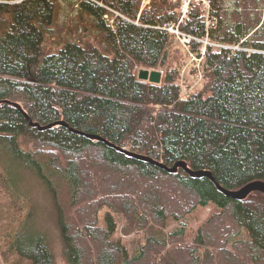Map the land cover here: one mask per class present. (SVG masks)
I'll use <instances>...</instances> for the list:
<instances>
[{
    "label": "trees",
    "instance_id": "16d2710c",
    "mask_svg": "<svg viewBox=\"0 0 264 264\" xmlns=\"http://www.w3.org/2000/svg\"><path fill=\"white\" fill-rule=\"evenodd\" d=\"M140 2L0 0L4 264H58L52 232L67 264H264V193L235 200L205 176L69 129L169 167L185 161L227 190L264 181V0H210L209 26L193 5L181 30L226 47H207L187 95L186 53L162 28L178 22L179 4L155 0L138 17ZM143 68L160 82L140 79ZM7 100L33 123L69 128L41 131ZM17 170L40 180L52 217L20 192Z\"/></svg>",
    "mask_w": 264,
    "mask_h": 264
},
{
    "label": "rangeland",
    "instance_id": "374dc122",
    "mask_svg": "<svg viewBox=\"0 0 264 264\" xmlns=\"http://www.w3.org/2000/svg\"><path fill=\"white\" fill-rule=\"evenodd\" d=\"M232 3H233V0H226V6L231 7ZM60 6L62 7V10L58 14V20L59 21L63 20V18L65 17V12L68 10L67 3H60ZM148 6L149 5H147V8H148ZM179 8H180V5L178 6V9ZM145 9L146 8H143V11ZM142 12H141V14H142ZM178 14H180V13H178ZM107 15H108V18H106V19L108 20L109 23H114V20H116L117 17H120V15H118L115 12H112L111 10ZM205 19H206V16H205ZM186 20H187V18L185 19V21ZM185 21L183 23H185ZM176 42L179 43L178 47H182L186 53V61H185L183 69L181 70V81H180V83H181V89H182L181 93L183 95H187L192 88L197 87V85L202 81V78H203V72H201L202 71V65L201 66L197 65V63L195 61L200 62V60L193 59L192 56L190 55L189 49L185 45H183L180 41H176ZM213 42H218V41H213ZM200 43H202V42H200ZM203 46L204 45H202L201 48H198L197 55L200 54ZM190 50H192V48H190ZM193 66H194V70L196 71V73L193 72V74H191L190 70H193ZM143 69H145V68H143ZM15 177L17 179V184L19 185L20 192L25 193V194L34 195L36 197L35 200L37 201V203L41 207V209H43L45 213H48L49 216L52 217L53 213L51 212L50 206L47 202V195L44 192L43 187L41 186L40 180L29 179V174L27 173V171L22 172L20 170L15 171ZM5 201L6 200L3 201L0 198V230L3 227V225H6V230H9L11 228V225H12V224H10L12 221V217H10L8 214H6L4 206L2 207V205H5ZM41 224L43 225L45 230H48V232H49V229H51V231H52L53 226L55 225L54 219L50 220V221H46L44 218H42ZM51 238H52V247H55L54 251H55L56 256H57V263L58 264H67L61 255V251H60L61 250V244H60V241L58 240V237H57L55 232L51 233ZM126 241L130 242V239L127 238ZM0 248H4V244L2 245L1 242H0ZM2 260L3 259H2V256L0 254V264H4L2 262Z\"/></svg>",
    "mask_w": 264,
    "mask_h": 264
},
{
    "label": "water",
    "instance_id": "95a60500",
    "mask_svg": "<svg viewBox=\"0 0 264 264\" xmlns=\"http://www.w3.org/2000/svg\"><path fill=\"white\" fill-rule=\"evenodd\" d=\"M138 77L140 79L150 80L151 82H154V83H159L161 80V73L157 70L156 71L155 70L149 71L147 69H142L139 71ZM5 102H8V101H5ZM12 104H14V106L17 107L25 115V117L27 118V120L31 126L38 127V129L41 131L49 129V128H51L53 126H57V125H63L65 127H68V124L63 120L55 121L54 123H51L48 125H40L39 123H33L31 118L28 116L27 112L22 108L21 105H19L17 103H12ZM69 129L74 133L85 135L88 138L100 140V141L106 143L108 146L115 147L118 150H122L126 154H128V155H130V156H132L138 160H143V161L158 165L159 167H161L162 169H164L165 171H167L169 173H175L179 170V168H181L186 173H188L190 176H193V177L205 176V177L209 178L216 185L218 190H220L224 195H226L229 198L235 199V200L246 199L248 197V195H250L251 193H253L255 191L264 193V181H262V180L252 181V182L244 185L243 187H241L238 190H227V189L223 188L219 183H217V181L215 180V178L213 177L211 172L204 171V170H192L185 161H178L172 167H169V166H166L165 164H163L162 162L155 161L154 159H152L148 156L133 153V152L121 149L119 147H116L115 145H113L108 140L103 139L99 136L84 134V133L79 132L77 130H74L72 128H69Z\"/></svg>",
    "mask_w": 264,
    "mask_h": 264
},
{
    "label": "built area",
    "instance_id": "2783aa9c",
    "mask_svg": "<svg viewBox=\"0 0 264 264\" xmlns=\"http://www.w3.org/2000/svg\"><path fill=\"white\" fill-rule=\"evenodd\" d=\"M168 2H171V3H179L180 5V8L178 10V22H168V23H165L162 28L164 30H168V31H174V33L176 34V37H177V41H180L183 45H185L189 51H190V55L192 56L193 59H198L200 60V62H197V65L199 66L202 62V60L204 59L205 57V48H202L201 52L199 55H197V53L193 52L192 50H190V48H192V45L194 42H203V41H206L207 38L205 39H200L199 37H196V36H192L191 34H188V33H185V32H181L177 29H174V28H179L180 25L185 21V19L187 18V10L189 9L190 7V4L191 2L193 1H196V0H191V2H186L185 0H166ZM199 1V0H197ZM149 2V1H148ZM148 2H144L141 6V8L139 9V16H141V12L143 11V8H146V9H151V6L149 5ZM206 2V1H205ZM147 5L148 8H147ZM111 10V9H110ZM112 12H115L117 13L118 15H120L118 12L114 11V10H111ZM106 18H108V15L106 14L105 15ZM226 47V46H225ZM232 48H235V47H232ZM199 56V57H198Z\"/></svg>",
    "mask_w": 264,
    "mask_h": 264
},
{
    "label": "bare ground",
    "instance_id": "6f19581e",
    "mask_svg": "<svg viewBox=\"0 0 264 264\" xmlns=\"http://www.w3.org/2000/svg\"><path fill=\"white\" fill-rule=\"evenodd\" d=\"M149 1V2H148ZM155 0H141V2H140V7H141V5L145 2H148L149 3V5L151 6V8H152V5H153V2H154ZM161 1H166V0H161ZM186 2H191V0H185ZM206 1V2H205ZM195 4H198V5H200V7L202 8V10L204 11V14H205V16H206V24L209 26V24H210V21H209V18H210V13H211V3H210V0H199V1H193V2H191V4H190V7H189V9L187 10V13H186V15H187V17H188V14H189V12H190V10L192 9V7H193V5H195ZM116 17V16H115ZM115 19V18H114ZM114 22H115V20H114ZM163 26V25H162ZM174 29H177V30H179V31H181V32H184V31H182L181 30V27H179V28H174ZM164 31H166V32H168L169 34H170V36L172 37V38H174L176 41H177V37H176V34L174 33V31L172 30V31H168V30H164ZM205 39V38H204ZM198 42V41H197ZM200 42V41H199ZM203 43V47L202 48H205V53H206V49H207V47L208 46H210V47H212V49L213 50H215V51H217V52H219V51H221L224 47H225V44H223V43H219V42H213V41H210L209 40V37L207 36V40L206 41H203L202 42ZM142 70V69H141ZM147 70H149V69H147ZM149 71H151V70H149ZM152 71H154V70H152ZM8 101V100H7ZM6 103H11L12 104V102L11 101H8V102H6Z\"/></svg>",
    "mask_w": 264,
    "mask_h": 264
}]
</instances>
